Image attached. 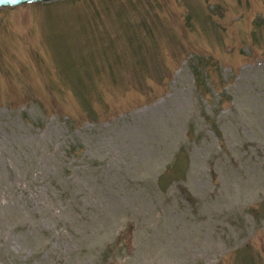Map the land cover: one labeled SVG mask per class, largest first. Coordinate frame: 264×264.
I'll return each instance as SVG.
<instances>
[{
    "label": "rangeland",
    "instance_id": "1",
    "mask_svg": "<svg viewBox=\"0 0 264 264\" xmlns=\"http://www.w3.org/2000/svg\"><path fill=\"white\" fill-rule=\"evenodd\" d=\"M0 264H264V0L0 7Z\"/></svg>",
    "mask_w": 264,
    "mask_h": 264
},
{
    "label": "water",
    "instance_id": "2",
    "mask_svg": "<svg viewBox=\"0 0 264 264\" xmlns=\"http://www.w3.org/2000/svg\"><path fill=\"white\" fill-rule=\"evenodd\" d=\"M49 2L55 0H0V7L18 6L28 2Z\"/></svg>",
    "mask_w": 264,
    "mask_h": 264
}]
</instances>
